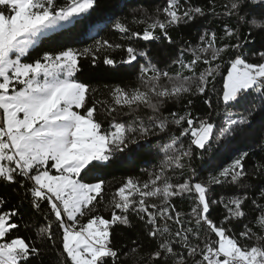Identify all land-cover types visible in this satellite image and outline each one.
<instances>
[{"label": "snow or ice", "instance_id": "obj_1", "mask_svg": "<svg viewBox=\"0 0 264 264\" xmlns=\"http://www.w3.org/2000/svg\"><path fill=\"white\" fill-rule=\"evenodd\" d=\"M95 7L96 0H0V182L23 189L30 208L43 213V226L35 237L22 234L21 228L30 230L23 223L24 206L9 207L0 197V264H35L47 245L56 246L57 237L62 264H118L112 229L129 225L130 214L143 224L146 237L153 242L147 264H264V236L253 241L248 222L252 212L257 229L264 230V188L250 200L247 194L227 199L209 195L210 185L235 183L248 175L249 153L241 152L225 166L217 160L224 147L237 137L254 134L255 144L264 152V52L259 54L260 61H250L240 51L241 29L225 26L224 37H235V42L217 47L216 33L205 32L198 47L186 46L173 61L181 72L195 73L198 63L208 65L198 77L179 72L172 76L152 63L149 52L107 39L84 48L64 47L32 56L43 39L85 20ZM222 7L229 18L238 16V25L250 22L251 28H264L254 18H264V0H235ZM210 10L215 13L214 0ZM162 11L165 18L154 21L142 34L129 33L119 21L115 30L129 41H149L160 38L155 35L159 28L161 36L172 43L169 26L205 14L199 6L181 10L179 0H167ZM108 49L126 53L120 65L138 71L143 85V89H112L108 116L118 108L135 113L143 107L151 111L147 119L104 127L97 118V105L88 98L90 85L76 74L82 58L90 57L95 64L101 53H105V65L116 67L117 61L106 54ZM225 52H230V58L223 75L220 64L213 67L212 62ZM186 53L191 60L185 61ZM148 73L151 76L146 78ZM217 76H222L219 89ZM185 93L206 97L205 104L220 119L211 114L194 117L188 110L183 114L169 111L165 116L163 105ZM192 103L187 101L188 106ZM172 125L178 135L169 133ZM150 137H157L156 152L165 157L160 170L143 182L127 178L113 194L111 214L105 218L97 206L105 185L101 172L116 154L151 146ZM197 155L215 174L201 181L192 168L189 179L170 183L165 170L183 169L185 158L191 166ZM252 174L264 176V156L254 163ZM186 194H195L187 214L173 203L175 197ZM213 205H222L220 217L211 216ZM233 221L240 225L238 230L229 227Z\"/></svg>", "mask_w": 264, "mask_h": 264}, {"label": "trees", "instance_id": "obj_2", "mask_svg": "<svg viewBox=\"0 0 264 264\" xmlns=\"http://www.w3.org/2000/svg\"><path fill=\"white\" fill-rule=\"evenodd\" d=\"M235 2V0H214L215 13L210 9L213 0H179L181 10L188 5L199 6L204 9V15L197 16L195 20L188 23H181L179 25H171L168 28V35L171 37L172 43L163 38L160 34L159 28L155 29V35L158 39L144 41L142 39H135L129 41L127 36L115 30V23L119 21L125 26L129 33L140 32L141 34L149 25L156 20H163L165 18L163 9L167 6V0H96L95 9L85 18V20L78 22L76 25L70 26L68 29L61 30L52 35L51 38L43 39L38 46L32 50V56L40 55L43 51H56L64 47L84 48L94 45L97 39H107L111 43H122L125 46L132 43L140 51L149 52L153 64L157 67L166 69L172 76L178 72L182 76H199L208 65L198 63L195 73L189 72L187 69L181 72L179 64L173 63L178 57L181 50L185 47H198L200 45V36L205 32H215L217 35V47H222L224 43L235 42V37L225 38L224 27H239L240 35L243 37L240 43L243 47L240 49L250 61H260V53L264 52V28H251L250 22L242 26L237 24L238 16L233 14L231 18L224 14L225 9L222 7L225 4ZM258 23H264V18L256 16ZM251 28V36L247 35ZM95 64L92 63L91 58H82L80 61L81 67L76 74V78L80 81L87 82L90 85L88 98L95 102L98 108L97 118L103 122L104 127H108L109 123L117 121L131 122L133 118L147 119L151 115L149 109L141 107L137 112H129L127 109L118 108L117 112L112 117L108 116L106 109L112 103V89L117 86L126 89L141 88L143 85L140 81V74L138 71H133L127 66H121L120 61L125 58L126 53L120 49H108L106 54L117 61L116 67H111L103 63V56ZM211 53L209 52V57ZM185 61L191 60L192 56L188 53L183 57ZM230 52L221 54L219 60L212 62L215 67L217 63L220 64L219 71L226 75L228 60ZM151 73L147 74L150 77ZM166 81H161L165 83ZM195 81H193L192 88L195 93ZM212 85H209L211 88ZM215 87L219 89L222 87V76L216 77ZM211 94V93H209ZM193 101L191 106L187 105V101ZM206 97L199 94H183L178 99L168 100L163 105V114L168 115L169 111H180L181 114L185 110L191 112L194 117H207L209 114L215 120L220 119L216 116L212 109L205 104ZM214 99V98H213ZM82 111V110H81ZM169 133L178 135V129L175 125L170 126ZM151 146H146L143 150H135L124 154H116L111 163L101 172V177L105 181L104 190L101 196L97 197L100 203L97 205L100 209V214L105 218L110 217L111 205L110 201L116 189L126 181L127 178H137L141 182L149 179V174L158 172L160 165L165 159L163 153L157 154L156 145L160 143L157 137H150ZM256 136L248 134L245 137H237L227 147H224L219 152L217 157L218 163L225 165L233 158L238 156L241 152H248L249 158L246 160V168L248 175L238 178L235 183L225 182L221 185H210L209 195L214 199L224 197L227 199L229 195H244L247 194L249 200L259 195V189L264 188V176L252 174L253 165L260 161L264 156L259 147L255 144ZM185 147L188 141L184 140ZM134 147V146H133ZM175 155V153H170ZM207 159V157H205ZM185 167L183 169L168 168L165 170V175L168 177L170 183L179 184L184 180L189 179L192 174V168L196 171V176L201 181H207L210 174H215L214 169L208 168L204 161L197 155L188 166V161L185 158ZM26 192L18 186H9L8 184L0 182V197H3L9 207L24 206L23 223L28 225L30 230L21 228V233L35 237L38 228L43 226V213L34 212L26 198ZM176 208L181 212L187 214L191 212V208L195 203V194H186L184 197H175L173 200ZM246 207L248 205L246 204ZM211 216L213 218L222 215V205L212 206ZM254 213L249 212V224L253 227L255 241L256 236H264V230H258L255 223L252 221ZM19 219V218H17ZM130 224L115 225L112 229V239L115 250L119 253L118 264H147L146 257L153 251V242L146 237L144 226L133 215H129ZM86 222V220L84 221ZM169 226L175 228L171 222ZM164 225L160 221V226ZM194 225V221H193ZM229 227L239 229L240 225L233 221ZM62 256L60 255L59 238L57 237L56 246L51 244L44 248L42 255L37 258L35 264H62Z\"/></svg>", "mask_w": 264, "mask_h": 264}, {"label": "rangeland", "instance_id": "obj_3", "mask_svg": "<svg viewBox=\"0 0 264 264\" xmlns=\"http://www.w3.org/2000/svg\"><path fill=\"white\" fill-rule=\"evenodd\" d=\"M227 74V73H226Z\"/></svg>", "mask_w": 264, "mask_h": 264}]
</instances>
